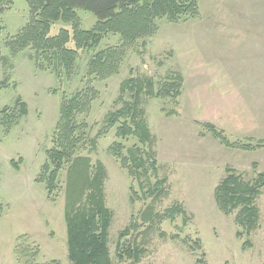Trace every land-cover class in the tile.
<instances>
[{
  "label": "rangeland",
  "instance_id": "1",
  "mask_svg": "<svg viewBox=\"0 0 264 264\" xmlns=\"http://www.w3.org/2000/svg\"><path fill=\"white\" fill-rule=\"evenodd\" d=\"M11 1L12 9L0 14V114L7 107L16 109L19 97L27 104L28 114L13 121L9 129L0 115V264H29L31 260V264H73L68 257L64 214L68 166L61 171L52 197L44 184L36 182L47 151L54 146L63 99L85 90L89 83L99 92L91 113L82 118L90 127V141L105 129L107 115L131 100L129 94L120 100L125 80L150 78L158 86L178 74L184 86L177 104L142 99L153 136L151 148L136 137L119 139L116 126L98 139L96 150L89 143L79 153L106 169L112 262L264 264V190L256 201L260 221L249 237H238L235 214L221 213L214 198V190L227 177V167L249 183L264 173V147L252 152L229 149L202 126L213 124L224 130L231 142L258 145L264 141V0H200L202 22L159 20L158 32L130 47L119 73L104 81L88 77L89 63L97 53L119 48L123 44L120 35L107 34L96 49L80 50L69 73L40 56L36 60L31 48L11 53L7 41L31 18L27 0ZM76 16L81 30L91 31L98 24L89 12L77 10ZM63 29L73 37V24L65 22L54 24L51 34ZM69 47L75 49L74 40ZM115 143L124 145V156L133 152L147 164L132 168L129 163L128 169L122 168L109 152ZM153 160L157 174L151 167ZM160 181H166L167 196L155 204L156 213L162 215L181 205L185 214L175 221H157L148 230L149 224L141 218L153 202L150 191ZM133 221L139 223V232L129 231ZM134 241L144 250L140 262L120 260L119 244L129 247ZM247 241L251 247H244ZM28 248L27 258L18 260L16 253H26Z\"/></svg>",
  "mask_w": 264,
  "mask_h": 264
},
{
  "label": "trees",
  "instance_id": "2",
  "mask_svg": "<svg viewBox=\"0 0 264 264\" xmlns=\"http://www.w3.org/2000/svg\"><path fill=\"white\" fill-rule=\"evenodd\" d=\"M27 2L31 18L14 38L7 41L11 53L16 55L31 48L36 52V60L40 56L50 64H55L57 68L64 67L70 73L80 50H94L105 35L118 34L122 37L123 44L119 48H108L97 53L89 63L88 77L100 81L119 73L129 48L157 33L159 20L166 19L171 23H179L181 20L201 17L200 0H27ZM12 7L11 0H0V14L10 11ZM77 10L89 12L97 18L98 24L93 30L80 29ZM58 22L72 23L73 37L64 29L57 35H52L53 25ZM73 40L75 49L69 47ZM88 85L85 90L63 99L53 135L54 146L47 151V161L36 182L44 184L48 196L52 197L57 191L61 171L68 166L64 214L69 260L73 264H113L108 247L112 214L106 206L104 194L106 169L103 163L97 162L93 165L90 157L81 156L79 153L89 143L92 150H96L98 139L116 126H118L116 136L119 139L136 137L142 145L151 148L153 136L145 112L141 108L142 99L158 98L171 100L177 104L182 96L184 78L178 74L158 86L150 78L125 80L121 85L120 100L126 94L131 96V100L123 102L122 109L109 113L105 120V129L90 141H88L90 127L82 118L91 113L94 103L99 99V92L91 87L90 83ZM16 107L14 110L7 107L1 112L0 115H3L1 123L4 126L10 127L13 121L28 114V106L20 97ZM202 126L229 149L252 152L264 147V141H260L258 145L245 144L242 141L231 142L225 136L224 130L219 131L213 124ZM123 150L124 145L121 143H115L109 149L110 154L121 161L122 168L128 169L129 163H133L132 168H143L147 164L142 156L136 157L133 152L128 157L124 156ZM151 156L153 152L148 158ZM155 162V160L151 162V167L157 174ZM13 164L19 169L18 165ZM258 168L256 164L253 166L254 171ZM226 171L227 177L214 190L216 205L226 216L235 214L239 238L249 237L257 229L260 221L256 201L264 190V173H258L255 182L249 183L244 181L234 168L227 167ZM165 183L166 181L158 182L149 193L153 202L141 218L143 224H149L148 230L157 221H175L177 217L185 214L181 205H174L162 215L156 213L155 204L167 196ZM130 229L139 232V223L133 221L129 231ZM197 245L200 248L198 243ZM246 246L251 247L249 241L245 243L244 247ZM29 251L30 248L26 249V253L24 251L19 255L16 253L17 259H26ZM35 253L36 249L30 252L32 257ZM143 254L141 244H136V241L129 247L120 244L118 246L120 260L127 258L139 263ZM31 263L32 260L29 264ZM197 264H204V261L199 260Z\"/></svg>",
  "mask_w": 264,
  "mask_h": 264
},
{
  "label": "crops",
  "instance_id": "3",
  "mask_svg": "<svg viewBox=\"0 0 264 264\" xmlns=\"http://www.w3.org/2000/svg\"><path fill=\"white\" fill-rule=\"evenodd\" d=\"M203 18H204V17H203L202 14H201V17L199 18L200 20H198V21H201V22L204 21L205 19H203ZM201 22H200V23H201Z\"/></svg>",
  "mask_w": 264,
  "mask_h": 264
}]
</instances>
